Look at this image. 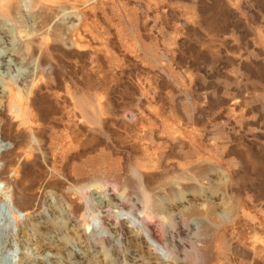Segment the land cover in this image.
Listing matches in <instances>:
<instances>
[{
  "label": "rangeland",
  "instance_id": "374dc122",
  "mask_svg": "<svg viewBox=\"0 0 264 264\" xmlns=\"http://www.w3.org/2000/svg\"><path fill=\"white\" fill-rule=\"evenodd\" d=\"M7 84L0 264H264V0H0Z\"/></svg>",
  "mask_w": 264,
  "mask_h": 264
},
{
  "label": "bare ground",
  "instance_id": "6f19581e",
  "mask_svg": "<svg viewBox=\"0 0 264 264\" xmlns=\"http://www.w3.org/2000/svg\"><path fill=\"white\" fill-rule=\"evenodd\" d=\"M34 42H38V40L34 41ZM7 83H9V82H7ZM14 88H16V87L13 86V88H12V87H10V84L8 86L0 85V96L2 97V105L0 107V113L5 117L6 124L4 127L7 130L8 136H10L11 138L13 137L15 141H17V140L20 141L21 136L23 137L25 134H28V133L30 136V133H33V134L37 135L42 140L43 144L49 143L52 145L55 142L53 140L54 135L53 134H52L53 136L51 134L46 135V132H45L46 128L44 126L45 124H48L49 120H51L50 119L51 117L49 118V117L44 115L45 113H43L44 111L42 112V110H43L42 107H40V104H38L36 102V99H35L37 94L41 91V88L39 86L33 85L29 90H27L25 92L23 90H22L23 92L20 91L22 88L20 90L14 89ZM48 107L50 109L54 110V112L52 111V113H55L58 111V109H57L58 107L54 108L55 106L53 107L50 105ZM75 107L78 109L79 115L81 117H88L91 119L96 118V116L94 114H92V112H90L91 109L96 108V107H91L88 105H77L76 103H75V105H73L74 109H75ZM99 110H100V108H99ZM102 114H103V112H102ZM59 116H60V120H63V119H69L70 115H67V113H66V115H64L62 113ZM98 116L100 117V115H98ZM48 127L50 130L51 127L50 126H48ZM31 136H32V134H31ZM27 137H28V135H27ZM29 140H31V139H29ZM34 140H35V137H34ZM47 140H49V141H47ZM20 144H21V142H20ZM49 144H48V146H49ZM18 155H19L18 152H15V153L14 152H8V153L6 152V154L4 153L3 159H4L5 163L7 164L8 168L11 167L12 165L15 166V160L17 159ZM8 171H10V170H8ZM4 173L5 172H1L0 175L5 177L6 174H4ZM149 202L151 204V200ZM0 205L6 208L7 225L10 227L11 230H13L12 225H13V222L16 221L15 214L18 211L17 207H15L13 204L4 203V202H0ZM154 205L157 207L158 206L160 207V204L158 201Z\"/></svg>",
  "mask_w": 264,
  "mask_h": 264
}]
</instances>
